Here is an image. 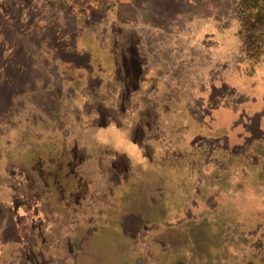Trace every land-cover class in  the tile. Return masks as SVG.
Here are the masks:
<instances>
[{"label":"rangeland","instance_id":"obj_1","mask_svg":"<svg viewBox=\"0 0 264 264\" xmlns=\"http://www.w3.org/2000/svg\"><path fill=\"white\" fill-rule=\"evenodd\" d=\"M239 10L234 0H0V264L150 263L147 229L118 243L119 208L104 198L126 188L113 171L136 185L135 173L153 178L156 166L173 179L196 159L187 172L218 191L202 186L188 211L210 218V204L264 222V42L242 32ZM22 64L28 90L15 91Z\"/></svg>","mask_w":264,"mask_h":264},{"label":"trees","instance_id":"obj_2","mask_svg":"<svg viewBox=\"0 0 264 264\" xmlns=\"http://www.w3.org/2000/svg\"><path fill=\"white\" fill-rule=\"evenodd\" d=\"M234 1L239 2L240 5L239 17L243 22L242 32H250L255 42H258V37L264 42V0ZM28 32L30 36L39 35V41L35 42L36 46H45L39 31ZM41 35L45 37V34ZM3 40H5L4 34ZM86 53L89 52L86 51ZM21 69L22 71L15 70L17 75L13 72L17 78L21 77L18 84L12 88L15 91L28 90L26 81L23 79L27 66L22 64ZM3 71L6 70L2 69L1 74L4 73ZM6 80L8 84L4 88H8L9 82L13 81L11 78ZM33 90L36 92L37 88H33ZM196 154L199 155V152L197 151ZM65 159L66 154L62 152L59 160L62 170L57 167L62 174L66 172L63 167ZM191 161L192 164H188L190 166L187 168H195L197 165L196 159ZM224 161L227 163V159ZM225 166L227 165L225 164ZM219 167L221 168V166ZM172 168L176 167L173 165ZM187 168L184 169L185 172H187ZM48 169L38 171L42 174ZM154 169L153 178L144 179L135 173V177L139 178L136 185L133 184V179L124 177L128 176V172L119 174L113 171L114 176L120 178L123 188L126 190L123 192V198L118 202L110 198L111 196H106L104 199L113 207L119 208V218H114L112 221L115 220L122 227L123 239L118 241L122 249L130 248L133 242H137L141 238L140 232L147 229L150 237L143 239L149 246L150 253L147 259L152 260L147 264H167L168 260L170 261L168 264H264V222H261L259 215H256L254 220V212L251 210L249 213H245L238 209L232 211L220 209L222 210L220 212L216 206L209 204L207 210L210 211L211 217L206 216L207 213L204 211L200 218L194 210L188 211V209L193 207V202L203 201L202 186H205L204 193L213 197L217 194L218 190L215 192L211 190L212 180L205 184L201 176H198L199 179H194L195 174L189 173L193 169L187 172L186 176L185 172L182 174L181 168H179L180 173L176 171L177 178H167V171H164L158 178L156 166ZM150 179L153 186L147 184V187L145 181L150 182ZM181 182L185 184L181 185ZM186 185L188 190L181 187ZM191 188L196 190H190ZM175 203H177L176 206ZM215 208L216 210L211 211ZM132 222L134 223L132 224ZM238 237L242 240H239ZM136 258L137 264L144 261L143 255ZM26 263L31 264L29 261Z\"/></svg>","mask_w":264,"mask_h":264}]
</instances>
